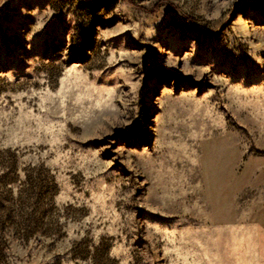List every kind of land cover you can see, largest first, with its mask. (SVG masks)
<instances>
[{
    "label": "rangeland",
    "instance_id": "obj_1",
    "mask_svg": "<svg viewBox=\"0 0 264 264\" xmlns=\"http://www.w3.org/2000/svg\"><path fill=\"white\" fill-rule=\"evenodd\" d=\"M130 1L0 0V264H264V0Z\"/></svg>",
    "mask_w": 264,
    "mask_h": 264
},
{
    "label": "trees",
    "instance_id": "obj_2",
    "mask_svg": "<svg viewBox=\"0 0 264 264\" xmlns=\"http://www.w3.org/2000/svg\"><path fill=\"white\" fill-rule=\"evenodd\" d=\"M125 1L132 4V2L130 0H125ZM190 24H194V23L192 21H190Z\"/></svg>",
    "mask_w": 264,
    "mask_h": 264
}]
</instances>
